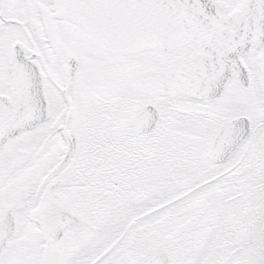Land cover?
I'll return each mask as SVG.
<instances>
[{
  "label": "snow or ice",
  "instance_id": "obj_1",
  "mask_svg": "<svg viewBox=\"0 0 264 264\" xmlns=\"http://www.w3.org/2000/svg\"><path fill=\"white\" fill-rule=\"evenodd\" d=\"M0 264H264V0H0Z\"/></svg>",
  "mask_w": 264,
  "mask_h": 264
}]
</instances>
